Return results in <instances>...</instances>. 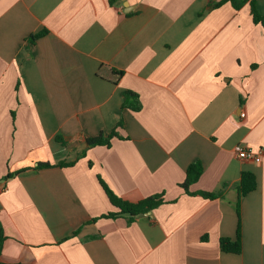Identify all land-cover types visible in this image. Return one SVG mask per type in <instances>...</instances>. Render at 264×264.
<instances>
[{"label":"crops","instance_id":"1","mask_svg":"<svg viewBox=\"0 0 264 264\" xmlns=\"http://www.w3.org/2000/svg\"><path fill=\"white\" fill-rule=\"evenodd\" d=\"M215 1L0 0V262L264 264V30ZM60 162L74 165L38 168ZM196 162L189 191L216 198L181 187ZM244 172L256 188L238 211ZM100 181L164 203L103 218L119 209ZM238 227L242 252H222Z\"/></svg>","mask_w":264,"mask_h":264},{"label":"trees","instance_id":"2","mask_svg":"<svg viewBox=\"0 0 264 264\" xmlns=\"http://www.w3.org/2000/svg\"><path fill=\"white\" fill-rule=\"evenodd\" d=\"M226 3L231 4V6L235 10H240L245 5H249L250 7V15L252 17V20L255 24H260L263 27L264 30V13H262L258 7H257V0H217L213 2L210 6L212 8H218L221 5H224ZM47 33V30H43L35 35H32L29 40L30 42H35L38 38L42 37L44 34ZM123 108L130 109L131 111L137 112L142 108V104L139 100V97L134 92H126L125 93V100L123 103ZM121 123L119 124V126ZM117 131L113 130L109 135L101 134L97 137H90L87 138V146L90 147H96V146H110L111 141L114 137H117ZM74 165V162H60L57 165H52L50 163H39L38 168H44V167H69ZM19 172L15 173L18 174ZM203 174V166L199 163H192L189 165L186 171V179L181 184V187L186 191V193L190 195H200L205 198L214 199L218 196L217 193H207V192H198V193H191L189 191V187L193 184H195L201 175ZM14 174H9L5 177V179L10 178ZM103 189L105 190L108 198L110 199L111 203L119 209V212H110L107 214L102 215L103 218H115L119 215H128L129 216V222L133 221V218L137 215L145 214L153 209L157 208L161 204L164 203V199L162 198V195H154L150 196L146 199L140 200L136 203H131L125 200H122L121 198L117 197L111 189L103 182L100 181ZM256 188V179L255 176L250 172H244L242 173L240 183L238 185V202H237V210L240 211V204L243 197H245L248 193L253 191ZM97 219H94L96 221ZM6 239L3 225L0 221V254L2 250L3 243ZM219 246L222 252L225 253H232V254H240L242 252L243 246H242V239H241V231L240 227L237 229V234L235 240H232L230 238H220ZM0 264H8V263H2ZM20 264V263H17Z\"/></svg>","mask_w":264,"mask_h":264},{"label":"built area","instance_id":"3","mask_svg":"<svg viewBox=\"0 0 264 264\" xmlns=\"http://www.w3.org/2000/svg\"><path fill=\"white\" fill-rule=\"evenodd\" d=\"M242 117H245V114H241ZM234 152L237 157L244 160H250V159H256L257 157H260L262 152H255L253 150L247 149L243 147L242 145L238 144L234 147Z\"/></svg>","mask_w":264,"mask_h":264}]
</instances>
